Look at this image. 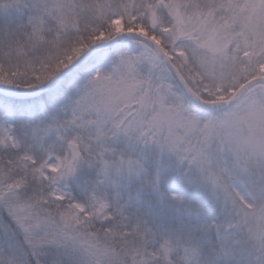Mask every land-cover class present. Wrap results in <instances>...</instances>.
<instances>
[{"label": "snow or ice", "instance_id": "6c2138e0", "mask_svg": "<svg viewBox=\"0 0 264 264\" xmlns=\"http://www.w3.org/2000/svg\"><path fill=\"white\" fill-rule=\"evenodd\" d=\"M0 264H264V0H0Z\"/></svg>", "mask_w": 264, "mask_h": 264}]
</instances>
